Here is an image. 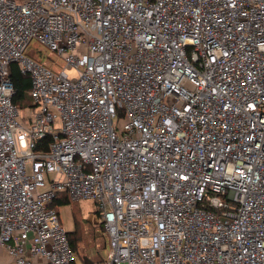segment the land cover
<instances>
[{
	"label": "built area",
	"instance_id": "2783aa9c",
	"mask_svg": "<svg viewBox=\"0 0 264 264\" xmlns=\"http://www.w3.org/2000/svg\"><path fill=\"white\" fill-rule=\"evenodd\" d=\"M60 191L96 203L91 264H264V0H0L5 264H77Z\"/></svg>",
	"mask_w": 264,
	"mask_h": 264
},
{
	"label": "rangeland",
	"instance_id": "374dc122",
	"mask_svg": "<svg viewBox=\"0 0 264 264\" xmlns=\"http://www.w3.org/2000/svg\"><path fill=\"white\" fill-rule=\"evenodd\" d=\"M25 54L33 57L40 64L52 67L63 66V60L61 57L54 51L49 49L43 43L38 42L35 39H32L27 48L25 49ZM66 72L69 76H77V71L74 68H66ZM23 102H19V119L22 120L23 117L33 116V111L31 105V99L25 91ZM37 111V108H35ZM117 120L114 121L116 125ZM56 124H59L58 120ZM27 170L30 172L29 167L30 163H27ZM55 175L54 172H49L44 174L45 185L48 184V179L52 178ZM44 187H41L43 189ZM76 208L79 217L82 221L80 227L82 229V241L79 243V253L76 257L77 264H84L83 257H88L91 261L102 260L106 252V238L103 235V230L101 227L95 225L100 221L97 219L96 212V203L92 199H71L69 203L59 205L57 208L58 218L61 225L66 231L73 230L74 223L72 217V211ZM105 234V233H104Z\"/></svg>",
	"mask_w": 264,
	"mask_h": 264
},
{
	"label": "trees",
	"instance_id": "16d2710c",
	"mask_svg": "<svg viewBox=\"0 0 264 264\" xmlns=\"http://www.w3.org/2000/svg\"><path fill=\"white\" fill-rule=\"evenodd\" d=\"M10 69H11V78L13 81L14 91H15V94L13 96V101L17 103L24 98L25 91L27 90L30 83L29 77L27 74L21 72L16 64H11ZM70 201L71 199L69 198L68 194L66 192L60 191L56 194V197L52 200L49 206L55 208L57 211L59 205L69 203ZM95 214L97 215V212H95ZM72 217L74 223L73 230L66 232L71 250L77 257L79 253V243L82 241V229L79 224L82 223V221L79 217L76 208H74L72 211ZM95 225L101 227L103 230V226L101 222ZM103 235H105L104 230H103ZM105 247L106 245L104 246V248Z\"/></svg>",
	"mask_w": 264,
	"mask_h": 264
},
{
	"label": "crops",
	"instance_id": "0c3cea01",
	"mask_svg": "<svg viewBox=\"0 0 264 264\" xmlns=\"http://www.w3.org/2000/svg\"><path fill=\"white\" fill-rule=\"evenodd\" d=\"M19 102H23V101L21 100ZM19 104H21V103H19ZM29 257L32 259V261L35 264H44V262L40 258L33 257V256H29ZM9 261H10V257L7 255L6 251L3 248H0V262L2 264H5V263H7Z\"/></svg>",
	"mask_w": 264,
	"mask_h": 264
},
{
	"label": "water",
	"instance_id": "95a60500",
	"mask_svg": "<svg viewBox=\"0 0 264 264\" xmlns=\"http://www.w3.org/2000/svg\"><path fill=\"white\" fill-rule=\"evenodd\" d=\"M213 204H214V206H216V204H217V199H213ZM83 263L84 264H91V260L88 258V257H83Z\"/></svg>",
	"mask_w": 264,
	"mask_h": 264
}]
</instances>
